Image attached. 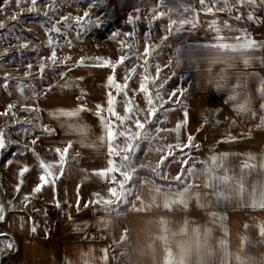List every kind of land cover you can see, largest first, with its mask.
<instances>
[{
  "label": "crops",
  "instance_id": "obj_1",
  "mask_svg": "<svg viewBox=\"0 0 264 264\" xmlns=\"http://www.w3.org/2000/svg\"><path fill=\"white\" fill-rule=\"evenodd\" d=\"M232 15L235 11L206 13L199 0H169L168 28L172 20L195 23V27L177 23L169 31L173 65L192 85L190 95L163 111L160 129H174L185 119L184 112L188 115L178 134L160 133L161 145L167 154L181 150L168 145L186 144L189 136L193 143L204 145L194 151L196 163L189 160L183 173L187 152L173 160L183 159L176 179L166 180L177 181L178 174H183L179 189L142 180L120 214L101 212L113 200L112 177L95 174L109 161V137L95 111L97 104L107 108L109 91L116 95L107 87L112 70L71 69L42 93L39 124L54 132L38 139L49 148L39 146L35 153L46 162H56L55 149L71 147L63 175L54 169L55 184H46L31 196L27 207L23 197L32 192L41 174L36 155L13 151L0 161V204L6 208L0 238L14 245L0 250L1 263L115 264L116 237H122L129 249L127 264H264V127L260 126L264 48L250 50L248 56L255 59L245 65L239 53L209 47L217 37L223 38L221 43H236L241 35L237 29L264 44V6H255V21L246 17L236 21ZM225 21L230 28L224 27ZM68 81L72 83L65 86ZM81 93L83 100L77 98ZM81 104L88 110L77 117L55 115ZM221 153L227 155L209 159ZM25 165L29 171L19 177ZM21 180L17 193L15 187ZM56 201L64 203L71 214L72 230L88 232L57 234L52 229Z\"/></svg>",
  "mask_w": 264,
  "mask_h": 264
},
{
  "label": "rangeland",
  "instance_id": "obj_2",
  "mask_svg": "<svg viewBox=\"0 0 264 264\" xmlns=\"http://www.w3.org/2000/svg\"><path fill=\"white\" fill-rule=\"evenodd\" d=\"M51 0H38L39 12L29 13L27 3H22L17 7L15 0H0V22L6 27L0 29V78L6 77L7 87L0 83V112H4L9 104L15 105L12 112L7 116H0V129L6 133V142L8 146L6 150L11 152L32 153L30 149L36 150L39 146H44L45 150L49 145L39 142L41 136L48 135L43 131V127L39 124V115L37 111H25V106L38 109V101L42 93L64 73L76 68H101L105 70L109 67H95L97 63L94 57H105L115 61L123 53L120 52V41L126 43L132 39L135 40L136 51L141 56L144 53L146 44L145 36L150 32V41L152 48L151 55L147 57V72L150 78L155 79L152 86L153 91H159L161 95L168 99L169 94L176 89H182L177 95L171 98V102L164 107H169L175 103L183 101L186 96L190 95V86L186 79L177 72L174 67L173 57L171 55V35L168 31L169 24V0H56L57 7L54 12L49 13L48 17L44 16L46 10L45 5ZM94 2L95 6L89 8L88 4ZM23 10V11H22ZM155 10V11H154ZM84 11L90 12V17L95 20L97 17L104 21L100 27L88 26L86 29H77L75 26L69 28L65 23L61 22V32L63 35L56 33H48L47 29L51 27L50 21H57L61 16L83 15ZM163 12L164 15L158 19L153 16ZM16 14L18 19L13 21L10 18ZM129 16H139L134 24H129ZM135 29L134 38L124 37L122 34L132 32ZM114 32H120L121 35L116 39H112ZM52 35L57 41L56 48L58 60L65 56H70L71 60L66 63H57L52 65L50 61L44 62L48 65L43 73L39 71V63L41 58H47L51 49L47 46V37ZM167 39H164V37ZM71 42V47L67 46V42ZM21 43H28L27 49H21ZM7 50V55H2ZM85 58V62L81 66H77L76 62L81 58ZM32 64L30 70L31 75L25 77L24 73L29 71L27 64ZM134 63L142 64V61L133 59L126 60L123 65L117 66L115 70V78L117 82L123 83L126 67H131ZM157 68L159 75L157 76ZM112 70V69H111ZM113 72V71H112ZM144 72L143 67H137V74L133 76L129 82L128 96L135 99L136 103L144 108L146 106L143 94H134L132 89H138L139 81L142 79ZM163 84V87H160ZM21 87L23 92L20 91ZM123 97H117L116 111L121 115L124 114ZM12 113H15L13 117ZM162 112L158 113L159 122L147 124L146 135L129 122L126 127L130 130V138L128 144L122 143L123 138L117 140V148L111 153L109 149L111 142L109 140L108 147V164L102 163L96 171L108 169V174L112 179V195L113 202L106 204L101 211L102 213L120 214V208L125 207L135 196V191L142 180L151 181L149 176L157 177L161 180L176 179L175 176L178 168L182 164L183 159L174 162L179 155L186 156L185 153L192 158L196 148H187L185 151L167 154L161 145V132L156 129L161 124ZM19 120L20 123H15ZM30 121V123L26 122ZM35 145L31 144V140L37 138ZM43 140V139H42ZM130 145L131 152L128 150ZM171 157V160L167 159ZM111 161V163H110ZM171 161H173L171 163ZM1 170V169H0ZM183 168L181 167V172ZM95 171V172H96ZM1 174V172H0ZM177 184L181 186V174H178ZM153 181V180H152ZM168 181V180H167ZM0 179V198L2 199ZM71 224L73 219L71 217ZM82 229V228H80ZM85 230V229H84ZM88 232V230H85ZM106 232V231H105ZM112 233L111 231H107ZM106 232V233H107ZM115 264H127L128 246L125 238L116 237ZM6 238H0V248L5 251L7 249ZM2 257L6 256V252H2ZM0 264H3L0 262Z\"/></svg>",
  "mask_w": 264,
  "mask_h": 264
},
{
  "label": "snow or ice",
  "instance_id": "obj_3",
  "mask_svg": "<svg viewBox=\"0 0 264 264\" xmlns=\"http://www.w3.org/2000/svg\"><path fill=\"white\" fill-rule=\"evenodd\" d=\"M67 2V0H66ZM15 3L17 7H19L22 3H27L29 7L27 8V12L33 13V12H39V4L38 0H15ZM199 4L201 6V10L205 11L209 14H215V12H228L231 14L233 11H235V15H232V18L236 21H240L241 19L245 18L248 21H255L257 17L254 15L255 6L257 4H260L264 6V0H199ZM95 3L90 2L88 4V7H94ZM46 10L44 11V16L48 17L49 13L54 12L57 4L56 0H51L50 3L45 5ZM247 7L249 11L247 13L243 12L242 9ZM23 11V10H22ZM155 11V10H154ZM164 15L163 12H159L158 14L153 16V19H158ZM11 20L15 21L18 19L17 15L14 14L11 18ZM139 16H129L128 17V23L134 24L135 20H138ZM61 22L65 23L69 28H72L75 26L77 29H86L88 26L92 25L95 27H100L103 25L104 21L102 18L97 17L95 20H92L90 17L89 11H84L83 15H77L72 16L71 14L61 16L59 20L57 21H50L51 27L47 29L48 33H56L63 35L61 32V27L58 25L61 24ZM177 23L183 25V24H189L191 23L193 27H195V23L193 21H188L187 19L176 21L172 20L171 24L168 28V31L172 30V25H176ZM6 25L3 22H0V29H4ZM225 28H230V25H228L227 21L224 22ZM216 32H219L220 29L217 27L215 28ZM237 31L241 32V35L236 38V43H221L223 38L217 37L216 43L209 45V47L215 48V49H224L226 52H232V53H239L240 58L243 59V62L245 65H248L252 59H255V57L248 56V52L250 50H255L257 48H264V44H260L254 39H251L243 30L237 29ZM121 35L120 32H114L112 34V39H116ZM124 37L134 38L136 35L135 29H133L132 32H126L122 34ZM164 39H167L165 36ZM146 44L144 47V53L141 56L137 53L136 48V42L134 39H132L130 42H125L124 40H121L120 43V52L123 53L120 55L115 61H113L110 58L105 57H94L91 59H94L97 63H95L93 66L95 67H109L113 71V75L108 76L107 78V87L109 89H112L115 91L116 95H113L112 91H109L107 93V108L104 106L97 104L96 105V111L95 115L99 117L102 126L104 130L107 132L109 140L111 142V147L109 149V152L115 148H117V140L119 138H123L122 143L128 144L129 138H130V130L126 125L130 122L135 129L140 130V132L144 135L147 134L145 131L147 124H153L159 122L158 113L162 111H166L165 105L171 102V98L177 95V92H182V89H176L173 92L169 94L168 99H165L159 91H153L152 86L155 84V79L150 78L148 72H147V65L148 60L147 57L151 55L150 49L152 48V45L148 42L150 41V32L146 34L145 36ZM47 46L51 49L50 55L47 58H41V62L39 63V71L40 73H43L48 67V65L44 62L45 60L50 61L51 64L54 66L58 62L59 63H66L68 60H71L70 56H65L63 59L58 60L57 57V51L56 48L58 46V41L52 36L48 35L47 37ZM67 46L71 47V42H67ZM29 47L28 43H21L20 48L21 49H27ZM2 55H7V50ZM133 59L135 61H142V64L134 63L131 67H126L125 75L123 78V83L117 82L115 78V70L117 66L123 65L126 60ZM85 62V58L81 57L77 62V66L83 65ZM261 63H264V59L261 60ZM27 69L29 71L25 72V77H28L31 75V69L33 67L32 64L26 65ZM137 67H143L144 72L142 75V79L139 81V87L138 89H132L134 94L137 92L140 94H143V98L145 100L146 106L144 108H141L135 101L134 97L130 98L128 96L129 91V82L132 80L133 76L137 74ZM62 77L65 75L64 73L60 74ZM159 75V69L157 68V76ZM0 83H3V86L7 87L6 77L0 78ZM71 81L66 82L67 84H71ZM160 87H163V84H160ZM21 92H23V88L20 89ZM260 95L261 97H264V81L261 83L260 88ZM117 97H123L122 103L124 105V114L121 115L116 111V104H117ZM78 99L83 100L84 94L81 93ZM232 99V97H230ZM15 107L13 104H9L6 106V109L4 112H0V116H7L9 113L12 112V109ZM261 109L264 110V104H261ZM25 111H37L38 109L31 108L28 106H25L23 109ZM88 109L85 107L84 104H81L79 107L73 110H64L60 109L55 114L58 117H77L79 114L83 111H87ZM242 109H237V111H240ZM107 113V116L104 115V113ZM13 117H15V113H12ZM187 112H184L185 119L179 123L176 124L174 129H160L157 128V131H169V132H176L179 133L181 127L183 124L187 123ZM30 123V121H26ZM15 123H20L19 120H15ZM260 126L264 127V116L261 118V124ZM43 131L47 133L48 135H52L54 130L50 129L48 127H44ZM37 138L31 140V144L35 145L37 143ZM193 138L191 136L188 137L186 144H180L177 142L175 145H168V147L172 150L173 148H179L183 150L184 148H196L198 146L194 145L192 143ZM177 141H179V137L177 136ZM9 142H6V133L3 129H0V151L6 149ZM68 147H71V144L68 145ZM68 147H65L63 149L57 147L55 149V152L59 156V160L56 162H46L45 160L41 159L38 154L35 153L34 149H30L34 155H36L38 160V166L41 170V174L38 176V183L36 186L32 189V192L30 194H26L23 197L22 203L25 207L28 206V203L30 202V197L34 196L37 193H40L42 191V188L46 184H55L56 179H58V175L53 171L56 168H59V175H63L64 172V164H65V156L68 152ZM132 147L134 145H130L128 147V150L131 152ZM173 155V152H171ZM227 153H221L219 155H212L209 157V159L215 161L218 159H222L225 157ZM249 160L254 159L253 156L248 157ZM189 160L192 161V163H196V161L189 157L188 160H185V163L188 164ZM12 161H8V164H11ZM111 163V161H110ZM191 163V164H192ZM190 164V165H191ZM189 165V167H190ZM29 171L28 166H22L18 172L19 177H23L25 173ZM99 176H107L108 175V169H102L98 170L95 173ZM23 181L21 180L15 187V192L19 193L21 185ZM111 190V189H110ZM94 196H97V193L93 194ZM11 204V202H9ZM77 204L79 205V200L77 201ZM86 207L88 205H85ZM56 207H60V204L58 201H56ZM6 218V208L4 204H0V222L5 221ZM31 231L35 233L37 231V228L33 226L31 228ZM14 245L10 242L6 245L7 248H12ZM2 250V249H0Z\"/></svg>",
  "mask_w": 264,
  "mask_h": 264
},
{
  "label": "built area",
  "instance_id": "obj_4",
  "mask_svg": "<svg viewBox=\"0 0 264 264\" xmlns=\"http://www.w3.org/2000/svg\"><path fill=\"white\" fill-rule=\"evenodd\" d=\"M60 207L54 206V213H53V221H52V229L59 235H63L66 233L75 234V233H84L85 230L77 229L72 230L71 224V214L67 211L66 206L64 203L59 202Z\"/></svg>",
  "mask_w": 264,
  "mask_h": 264
},
{
  "label": "trees",
  "instance_id": "obj_5",
  "mask_svg": "<svg viewBox=\"0 0 264 264\" xmlns=\"http://www.w3.org/2000/svg\"><path fill=\"white\" fill-rule=\"evenodd\" d=\"M199 145L201 146V145H204V144L202 143V144H199ZM185 150L186 149H184V150H176V152H179L180 153V152L185 151ZM9 154H10V151L9 150H6V151L5 150H2V151H0V161H3V159L5 157H7ZM168 160H171V157H169L167 159V161ZM186 167H187V164H185V166H183V170H182L181 173H183L185 171ZM182 176H183V174H181V177ZM148 177H150L156 184L161 185V186H167V187L173 186V187H176L177 189H179L181 187L180 185L177 184L176 181L161 180V179H159L157 177L149 176V175H148Z\"/></svg>",
  "mask_w": 264,
  "mask_h": 264
}]
</instances>
